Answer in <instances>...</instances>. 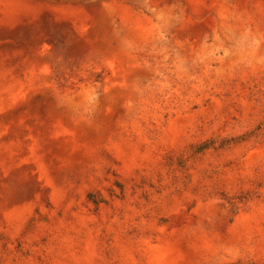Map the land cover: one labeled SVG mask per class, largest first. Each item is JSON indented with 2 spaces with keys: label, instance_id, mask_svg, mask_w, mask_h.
<instances>
[{
  "label": "rangeland",
  "instance_id": "374dc122",
  "mask_svg": "<svg viewBox=\"0 0 264 264\" xmlns=\"http://www.w3.org/2000/svg\"><path fill=\"white\" fill-rule=\"evenodd\" d=\"M0 264H264V0H0Z\"/></svg>",
  "mask_w": 264,
  "mask_h": 264
}]
</instances>
